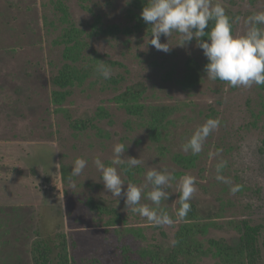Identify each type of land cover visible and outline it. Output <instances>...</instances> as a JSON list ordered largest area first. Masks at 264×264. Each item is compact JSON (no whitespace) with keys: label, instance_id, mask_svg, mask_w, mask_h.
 <instances>
[{"label":"rangeland","instance_id":"rangeland-1","mask_svg":"<svg viewBox=\"0 0 264 264\" xmlns=\"http://www.w3.org/2000/svg\"><path fill=\"white\" fill-rule=\"evenodd\" d=\"M52 1L0 0V264H33L30 251L39 229L51 234L58 228L66 234L71 264H95L97 259L120 262L125 246L133 251L157 244L167 252L172 249L182 221L154 225L127 211L123 199L118 204L106 191L95 160L111 166L117 143L128 146L123 158L142 160L132 169L127 164L117 166L125 184H146L152 167L173 173L175 180L167 189L170 197L160 207L174 220L179 181L187 174L196 178L198 189L191 201L200 212L212 215L218 226L226 227L232 219L264 223V86L233 88L226 82L207 80L204 74L196 88L186 91L178 81L184 78L188 61L202 66L208 60L195 40L177 46V33L169 39L168 53L148 44L150 26L141 19L148 0H65L72 20L86 31V37L99 33L87 37L91 50H85L84 56H100L102 62L113 63L108 65L113 72L110 79L101 76L94 84L88 82L64 105L75 118L95 116L99 108H106L111 118L99 121L102 133L76 132L53 103L51 78L63 58L55 47L56 30L46 21L55 19ZM221 2L227 11L243 18L264 11V0ZM97 21L102 31L110 26L121 31L103 34L93 28ZM245 31L242 20L235 34ZM167 42L162 36L161 43ZM130 87L146 90L141 99L144 105L174 108L160 138L116 101ZM209 118H218L221 124L209 135L203 151L197 155L184 152L182 145ZM217 149H222L219 156ZM24 155V163L34 167L36 175L23 164ZM177 155L196 156V165L179 166L174 160ZM77 158L88 164L79 177L72 178L75 187H71L68 176ZM221 159L227 161L222 174L231 183L216 179ZM236 185L240 190L232 194L230 189ZM150 190L149 185L145 193ZM141 203L154 206L147 199ZM95 204L112 207L119 216ZM225 227L211 228L201 239L235 242L238 234ZM213 263L211 256L200 262ZM260 264H264V251Z\"/></svg>","mask_w":264,"mask_h":264},{"label":"trees","instance_id":"trees-1","mask_svg":"<svg viewBox=\"0 0 264 264\" xmlns=\"http://www.w3.org/2000/svg\"><path fill=\"white\" fill-rule=\"evenodd\" d=\"M52 3L55 19L49 21L46 18V21L49 22L48 26L51 25V28L56 30L55 47L60 49L63 58L62 64L54 71L51 78L53 103L58 106L57 112L66 117L74 131L102 133L103 131L98 125L99 121L111 118V114L106 108H99L95 116L92 117L75 118L71 111L64 106L75 95L78 88H83L88 82L94 84L101 78L96 70L99 63L102 62L101 57L84 56L85 50H91V44L87 37L92 38L99 33H91L86 37V31L78 28L72 20L70 9L65 0H54ZM227 13L230 16H236L230 11ZM100 22L97 21L93 26L94 30L102 31ZM120 31L119 27L110 26L101 33L113 36ZM207 63L208 61L201 66L194 60L188 61L185 76L178 81V85L186 91L196 88L203 81V76L206 74L204 67ZM107 65H113V63H107ZM112 82L117 83L115 80ZM145 93L144 88L130 87L118 95L116 101L129 115L137 117L142 127L148 128L153 136L160 138L162 130L168 128L167 121L174 113V108L151 107L142 104L141 99L145 97ZM261 149L264 151V134L261 140ZM25 155L22 157L23 164H25L23 161ZM174 160L179 166L190 169L196 165L197 157L177 155ZM25 166L27 165L25 164ZM27 167L30 168L33 175H36L34 167ZM36 190L35 188L34 192ZM190 203L191 211L179 224L170 251H165L158 244L140 251H133L130 247L125 246L120 253V262L107 263L102 259H97L95 264H200L202 259L208 256L214 259L213 264H260L263 261L264 223L253 224L248 219H232L226 223V227L218 226L212 220V215L203 214L194 202L190 201ZM95 206L109 214L115 215L116 213L112 207L103 204H95ZM116 215L118 214L116 213ZM41 225L40 220L38 227ZM219 227L234 231L238 234V239L233 243L227 242L225 239H201L202 236L208 234L211 228ZM68 247L66 234L59 231L58 228L52 230L51 234H43L39 229L38 237L31 246L32 262L33 264H71Z\"/></svg>","mask_w":264,"mask_h":264},{"label":"clouds","instance_id":"clouds-1","mask_svg":"<svg viewBox=\"0 0 264 264\" xmlns=\"http://www.w3.org/2000/svg\"><path fill=\"white\" fill-rule=\"evenodd\" d=\"M141 19L150 26L151 39L148 44L158 51L168 53L171 50L169 39L173 33L179 34L177 46L180 47L195 40L197 47L208 60L204 67L207 80L226 82L233 88L264 86V11L243 18L230 16L221 0H148L142 9ZM242 20L246 31L236 35V26ZM162 36L168 38L167 43H161ZM205 37L207 39H204ZM96 70L104 80L110 79L113 74L105 62H100ZM220 124L218 118L207 119L182 145V150L193 155L201 153L205 141ZM126 147L128 146L124 143L114 145L111 166H106L99 158L95 160V166L101 173L106 191L117 198L118 204L120 199H123L127 211L146 218L154 225H172L184 220L191 211L190 201L198 190L196 178L187 174L181 177L178 198L180 206L174 220L160 206L162 201L169 199L167 189L171 187L175 176L166 168L152 167L146 173V184L136 185L131 182L125 184L117 166L127 164L128 169H132L142 164L141 159L123 158ZM221 152L222 149H217L215 155L219 156ZM87 164L84 158H77L74 161L68 176L71 187H75L72 178L79 177ZM226 166L227 161L221 159L218 162L216 179L223 183H231L222 174ZM149 185L151 190L145 193V188ZM240 187L239 185L231 187V193L235 194ZM142 199L151 201L154 206L141 203Z\"/></svg>","mask_w":264,"mask_h":264}]
</instances>
